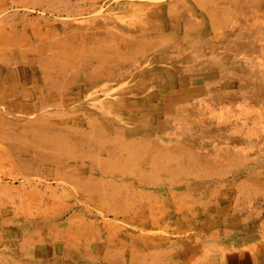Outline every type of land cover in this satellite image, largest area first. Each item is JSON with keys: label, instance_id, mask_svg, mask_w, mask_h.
<instances>
[{"label": "bare ground", "instance_id": "obj_1", "mask_svg": "<svg viewBox=\"0 0 264 264\" xmlns=\"http://www.w3.org/2000/svg\"><path fill=\"white\" fill-rule=\"evenodd\" d=\"M33 1L0 0V58L7 53L12 58L4 73L0 67V78H13L7 96L12 102L2 109L13 121L0 126L6 136L0 140L19 144L20 131L31 134L32 144L36 140L32 148L13 145V154L0 149V178L11 176L12 165L13 178L41 177L48 184L21 196L17 208L32 210L13 212L10 220L22 229L41 231V240H54V250L61 239L68 244L72 236L79 240L89 235L83 247L97 248L100 232L121 246L130 240L131 259L140 263L143 260L133 255L136 235L124 225L177 236L167 245L186 253L193 250L184 244L190 239L219 246L233 243L226 195L215 187L237 171L225 168L230 161H244L240 146L264 144V20L256 18L264 15V0H207L211 9L176 0L158 7L157 15L168 23L161 17L142 32L120 30L107 19L84 21L81 29L53 20L52 30L49 20L26 19L24 12L35 10ZM132 8L133 15H145L155 7ZM40 10L58 18L67 13L60 7ZM217 12L224 16L216 17ZM243 21L249 31L241 29ZM205 23L208 26L202 27ZM255 69L258 86L232 83ZM155 79L160 93L148 90ZM100 84L114 100L109 108L125 114L123 121L79 106V94ZM199 93L213 98L200 100ZM249 107L258 112L254 117L226 123L230 116L223 112ZM256 131L260 139L252 136ZM209 179L215 181L213 189L204 187ZM52 183L69 185L75 192L73 202L57 195ZM203 188L211 191L203 193ZM256 203L260 207L250 221L251 232L246 228L238 237L244 243L261 238L255 227L264 224L263 210L261 202ZM4 211L0 198L2 231ZM28 213L35 216L26 217ZM28 242L33 239L23 233L22 253L42 254L43 248ZM76 253L79 259L81 253Z\"/></svg>", "mask_w": 264, "mask_h": 264}, {"label": "rangeland", "instance_id": "obj_2", "mask_svg": "<svg viewBox=\"0 0 264 264\" xmlns=\"http://www.w3.org/2000/svg\"><path fill=\"white\" fill-rule=\"evenodd\" d=\"M174 1L176 0H34L32 6L35 8V10L32 13H29V11L24 13L27 14L26 19H28L32 23L40 22L41 18L49 20V26H51L50 22L56 20V23L62 22L66 27H70L72 29H81L85 27L84 21L90 23V21L93 19H107L112 22L114 27H117L120 30L129 29L136 32H142L144 28H148L149 26L156 24L159 19L161 20V17H164L162 22H165L166 20V23H168V20L165 16L160 15L159 17V15H157V10L159 6L165 7L166 4ZM206 1L207 0H191L189 3L192 6L194 4H201L204 9H211L206 6ZM34 2H36L37 5ZM139 5H146L148 7L155 8L154 10L146 12L145 15H142V13L133 15L131 13V7H133L132 9L134 12L135 8H137ZM101 6L102 9L100 10ZM54 7L65 9L67 13L59 18L56 16H50V14L43 15L40 13V9H48ZM21 9L23 8H20V10ZM20 13L22 14L21 11ZM214 15H216V17H219L224 16V13L217 12L214 13ZM261 16L258 15V17L256 18H258L259 21L262 22L264 20V15L262 17ZM202 22L205 21H201L200 23ZM5 23L6 21L3 20L2 24ZM120 23H122L125 27H122ZM243 23L244 24L241 25V29H243V31L245 32L249 31L247 22L243 21ZM160 24L162 25V23ZM201 26L207 27L208 24H201ZM51 27L52 30L55 29L54 26ZM76 34L80 37H82L83 35V33L81 32H78ZM9 61H12V58L8 53L5 54L2 59L0 58V67H3L4 69L2 73L6 71V66ZM29 65L34 66V63L32 62V64L30 63ZM198 67L199 66H197V68ZM233 68V70L236 69L235 67ZM257 75L258 71L257 69H255L248 72L246 76L243 75L237 80H232V83H234V85H237V82L240 81L243 82L246 87H256L258 86ZM150 78L151 76L148 75L147 79ZM12 82L13 78L6 79L4 76L0 78V126L12 125L10 123L11 121H13L12 118L5 112H3L4 106L11 104L9 103V101L11 100H9L7 96L9 92L13 90ZM149 84V91H159L160 93L158 79H155ZM106 90L107 88L105 87V85L100 84L96 85L95 89H92V91H87L89 93H85L83 95L82 93H80L77 98V100H79V106L84 110H94L99 111L103 114H108L110 119L112 120L118 122L123 121L125 116L123 112H119L116 109L113 110L112 108H109L111 105H113L112 101L114 100H112L113 98L111 96V93L108 94ZM212 98L213 97L207 94L199 95L200 100H208ZM104 102L107 103L104 105ZM102 107H105V110ZM257 113L258 112H256L253 107H249L247 109H239L235 112L230 113L223 112L222 114L226 117L230 116V121L227 120L226 123L232 125L233 123L235 124L238 119L240 121L244 120L246 117L252 118ZM260 134V131L252 132V136L255 139H260ZM16 135L20 138L21 142L19 144L15 142L6 143L0 140V149H3L6 153L13 154V145L16 144L20 146H27L32 144L33 142L31 134L26 136L20 131V133L16 132ZM1 137H6L3 132H0V138ZM46 140H48V138ZM37 141L41 145L39 140ZM57 141H60L62 143V138L60 137V135L57 136ZM34 143H36V140ZM33 144L31 145V148L33 147ZM238 151L241 155H243L244 161H230L229 163L232 164L228 167H225L228 169L232 168L231 171L237 170V175L233 177L236 172L230 171L231 173H229L225 177L226 180H222L218 183L216 182L217 184H220V186L215 187L217 190H221L226 195L225 206L226 208H229V217L227 218V221H234V224L228 228V232L234 236V242L231 243L230 240H228L227 244H222L221 246H219L217 245L216 241H208L202 238L192 240L190 239L189 241H185L184 244L193 250L186 253L175 247L167 245V242L171 238L177 239V236H170V234L168 233L157 229H151L150 227L147 229H141L124 225V227L132 230L136 235L137 240L136 246L133 248V255L134 257L142 259L143 263L131 259L132 252L130 249L132 247H130V240H127V243L124 246H121L120 244H118L117 240L107 239L105 234L100 232L102 237L100 236V239L97 238L95 240V245L97 246V248L83 247L84 243H89L91 237L89 235L86 237L81 236L79 240H77L76 237L72 236L68 240V244L64 243V241L61 239L58 242L60 248H55L54 250L53 245L51 244V242H54V240L49 239V242L41 240V231L36 232L37 229L33 227H26L22 229V227L16 224L17 221L10 220L13 212H17L18 214L22 215L32 210H22V208H17L20 197L30 192L31 189L35 187L36 190L41 189V185L48 183L41 177H30L26 181H23V179L21 178H13L12 171H15V166H6L5 168L9 167L11 176H9L7 179L0 178V198L5 203V211L1 218V220L3 221L4 230L2 231L0 229V264H25V261H28V264H264V224L259 227H255L257 233L261 235V238L257 239L255 242L253 241L251 243H244L242 240L238 239L239 234H243L248 230L251 232V229L249 228V226L251 225L250 221L254 220L253 216H255L258 207H260L256 203V201L261 202V210H263L262 220L264 221V144H262V146L253 147L246 144L244 146H240L238 148ZM38 152L42 151L38 150ZM214 168H216V166H214ZM214 182L209 179L205 182L204 187L206 186L213 189ZM195 183L198 184L197 182ZM51 186L55 188L54 192L57 195H64L70 198L73 202L75 192L69 185L61 183L55 185L54 183H52ZM202 190L203 193H208L209 191H211L205 188H203ZM92 212L95 213V211L93 210ZM30 215L35 216L34 213H28L25 216L27 217ZM246 220L248 221L247 224L244 223V221ZM21 221L22 220H20V222ZM260 221L261 220L256 221L255 225ZM246 228H248V230H246ZM77 231H81V228H78ZM23 233L29 235V237L33 239V242H28V244L34 245L36 242L38 247L43 248L42 254L26 255L25 253H22L25 251V249L20 248V239ZM160 241L164 243V255L162 257H160ZM76 244H78V248L76 247ZM232 245L236 249H234ZM62 246H65V248H63ZM195 247L196 251H194ZM218 247H222L223 250L218 249ZM77 249L81 253V257L79 259H77L76 256ZM170 250H173V252H170ZM188 254L191 255L189 256ZM189 258L190 260H188Z\"/></svg>", "mask_w": 264, "mask_h": 264}, {"label": "crops", "instance_id": "obj_3", "mask_svg": "<svg viewBox=\"0 0 264 264\" xmlns=\"http://www.w3.org/2000/svg\"><path fill=\"white\" fill-rule=\"evenodd\" d=\"M160 247H163V245H161ZM163 253H164V251H163Z\"/></svg>", "mask_w": 264, "mask_h": 264}]
</instances>
